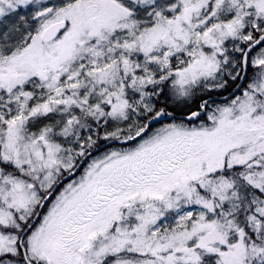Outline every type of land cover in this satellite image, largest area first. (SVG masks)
Masks as SVG:
<instances>
[{
    "label": "snow or ice",
    "instance_id": "6c2138e0",
    "mask_svg": "<svg viewBox=\"0 0 264 264\" xmlns=\"http://www.w3.org/2000/svg\"><path fill=\"white\" fill-rule=\"evenodd\" d=\"M0 264H264V0H0Z\"/></svg>",
    "mask_w": 264,
    "mask_h": 264
}]
</instances>
